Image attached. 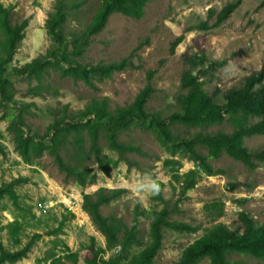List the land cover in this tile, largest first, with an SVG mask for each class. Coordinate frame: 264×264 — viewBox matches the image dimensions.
<instances>
[{"label": "rangeland", "instance_id": "374dc122", "mask_svg": "<svg viewBox=\"0 0 264 264\" xmlns=\"http://www.w3.org/2000/svg\"><path fill=\"white\" fill-rule=\"evenodd\" d=\"M2 1L13 5L12 21L22 18L28 20L24 35L9 64L19 65L38 55L46 56L53 42L45 21L55 0ZM68 1L71 3L76 0ZM100 1L80 0L77 10L68 15L64 24L65 33L68 34L70 30L79 32L98 9ZM228 1L147 0L140 17L113 11L101 30L91 36L89 46L78 59L94 64L109 62L133 51L134 66L115 70L106 76L92 75L93 87L81 78L65 75L59 67L51 65L38 91L37 88L36 91H28L29 87L39 84L35 77L10 74L16 87L15 98L19 102H28L27 111L23 112L27 123L33 130L43 132L51 119V111L66 102L74 110L100 96L107 97L111 108L128 103L145 84L148 69H154V91L147 101V108L168 115L180 108L177 96L185 91L181 87V73L186 66V57L200 52L209 61H216L200 78L207 92L214 93V98L221 101L227 88L239 85L246 74L264 65V5H260L263 0H241L223 22L209 30L195 26L200 20L213 22L216 15L208 16L209 8L218 11ZM182 33V40L173 52L170 51L171 41ZM14 114L13 105L0 109V141L6 150L0 153V184L19 178L15 189L20 195L23 209L15 208L8 197H1L0 226L15 218L22 220L23 227L19 233L22 242L13 243L8 229L1 227L0 240L8 248L17 249L35 232L41 236L31 245L26 255L13 262L6 261L5 264H50L52 256L68 252L64 243L70 251L77 252L79 260L85 264L84 258L88 251L81 246V242H87L90 234L102 245L106 244V240L82 206L84 192L94 193L99 186L125 189L119 196L102 204L101 211L105 215L120 216L130 225L137 203L136 196L139 195L132 190L134 185L130 180L146 172L155 174L162 181L163 192L161 196L146 197L144 205H140L146 209V212L139 215L137 227L141 243L129 245L120 264H126L131 255L148 243L151 215L147 211L159 209L162 205L170 209V220L184 221L196 228L189 230L164 225L162 246L154 257L155 264H170L180 256L187 244L202 235L216 221L237 228L235 222L240 210L247 211L264 224V161L250 169L242 161L223 153L210 159L217 172L206 174L201 171L195 186L182 195L180 187L171 179L170 159L181 162L179 170L182 172L194 168V161L181 152L170 153L152 130L132 124L119 137L143 150L127 152V156L139 164L129 166L126 160L118 159V153L108 146L107 138L102 134L99 144L109 159L110 171L105 173L93 155L83 153L84 163L92 166L97 173L96 180L83 187L58 166L47 150H43L39 156L32 155L29 160L22 157L15 147L14 133L8 127ZM199 129L181 123L174 127L175 132L183 135ZM207 129L230 130L231 126L224 122ZM81 136L87 150L89 134L84 130ZM245 143L251 148L264 147V134L246 137ZM75 151V146L68 144L62 149V155L68 162H74L72 153ZM114 160H118L116 165H112ZM29 207L32 212L28 210ZM64 215L67 217L62 231L57 235L47 233L46 230L57 226ZM117 249L119 246L108 250L105 257ZM231 256L242 260L244 264H264V259L250 255L233 253ZM68 264L73 263L68 260ZM197 264H209V260L203 258Z\"/></svg>", "mask_w": 264, "mask_h": 264}, {"label": "trees", "instance_id": "16d2710c", "mask_svg": "<svg viewBox=\"0 0 264 264\" xmlns=\"http://www.w3.org/2000/svg\"><path fill=\"white\" fill-rule=\"evenodd\" d=\"M146 1L101 0L98 9L85 26L79 32L70 30L67 34L64 24L68 15L76 11L82 1L76 0L69 3L68 0H55L54 7L49 11L45 21L53 47L49 48L46 56L38 55L22 64L10 65L28 20L22 18L12 21L13 5L5 4L0 0V109H6L11 105L15 107V114L8 125L14 133L15 147L26 160H29L32 155L39 156L43 150H47L58 166L66 170L74 181L83 187L97 178L93 167L84 163L83 153L93 155L102 171L105 173L110 171L109 159L104 155L99 144V137L102 134L107 138L108 146L118 153V159L126 160L129 166L139 164L138 161L129 158L127 152H143V150L119 137V134L132 124L152 130L170 153L181 152L194 161V168L182 172L179 170L181 162L170 159L171 179L180 187L182 195H185L187 189L195 186L201 171L206 174L217 172L210 159L217 158L223 153L242 161L250 169L256 168L261 161H264V147L251 148L245 143V138L254 134H264V65L246 74L239 85L227 88L223 92L222 100L217 101L214 93L210 94L203 87V80L200 78L213 67L216 61H209L202 52L186 57V66L181 73V87L185 91L177 96L180 108L168 115H163L159 110L147 108V101L154 91L152 83L154 69H148L145 84L128 103L111 108L107 97L100 96L74 110L66 102L51 111V119L43 132L33 130L27 123L23 112L27 111L28 102H19L15 98L16 87L10 74L35 77L39 84L29 87L28 91H36V88L38 91V88L42 87L47 68L56 65L65 75L81 78L95 87L92 75L106 76L115 70L134 66L132 58L134 52L117 60L95 64L84 63L78 57L89 46L91 36L101 30L113 11L140 17L144 12ZM240 2L241 0H230L218 11L213 7L209 8L208 16L215 14V20L211 23L208 19L200 20L195 26L209 30L219 25ZM260 5H264V0L260 2ZM182 38L183 33L171 41L170 51H174ZM224 122L230 124V130L207 129ZM177 123L200 129L183 135L174 131ZM84 130L90 137L87 150L83 146L81 136ZM68 144L75 146L76 151L72 153L74 162H68L62 155V149ZM5 152V147L0 141V153ZM117 162L118 160H114L112 165H116ZM18 182L19 178L9 182L3 181L0 184V198L6 196L15 208L23 209L20 195L15 189V184ZM124 190L99 186L94 193L84 192L82 206L106 240V244L102 245L94 235L90 234L87 242H81V246L88 251V255L84 258L85 264H120L126 248L132 243H141L137 235V227L139 215L146 212L144 207H140L139 203L135 204L130 225L120 216L105 215L101 211L102 204L119 196ZM28 210L31 211V208L29 207ZM147 213L151 215L149 241L137 253L131 255L126 264H155L154 257L162 246L164 225L189 230L196 228L184 221L170 220V209L166 205ZM70 215L73 214L70 213ZM66 217L67 215H64L57 226L48 228L46 232L57 235L62 231ZM235 223L238 224L237 228L223 221L214 222L202 235L187 244L180 256L170 264H197L203 258H207L209 264H244L242 260L233 258L231 256L233 253L264 259V224L245 210L239 211ZM0 227L8 229L13 243L22 242L19 235L23 227L22 220L15 218ZM40 236V233L35 232L17 249L8 248L0 240V264H5L6 261L13 262L26 255L31 245ZM116 246H119V249L105 257V253ZM64 247L68 252L52 256L50 264H68V260L73 264H83L77 252L70 251L66 243Z\"/></svg>", "mask_w": 264, "mask_h": 264}, {"label": "clouds", "instance_id": "9594fccd", "mask_svg": "<svg viewBox=\"0 0 264 264\" xmlns=\"http://www.w3.org/2000/svg\"><path fill=\"white\" fill-rule=\"evenodd\" d=\"M130 183L134 185L132 190L139 194L136 196V201L141 206L144 205L146 197L159 196L163 192L162 181L153 173L146 172L139 174L135 178H132Z\"/></svg>", "mask_w": 264, "mask_h": 264}]
</instances>
